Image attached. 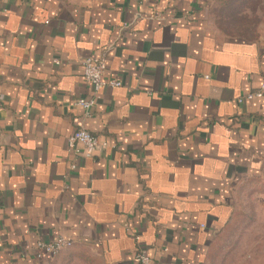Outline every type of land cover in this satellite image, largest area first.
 I'll return each instance as SVG.
<instances>
[{"label":"crops","instance_id":"crops-1","mask_svg":"<svg viewBox=\"0 0 264 264\" xmlns=\"http://www.w3.org/2000/svg\"><path fill=\"white\" fill-rule=\"evenodd\" d=\"M211 2L0 0V264H48L36 244L61 236L103 264H208L236 192L264 184V100L238 102L264 34L227 33ZM87 57L122 83L90 116ZM80 129L108 148L76 160Z\"/></svg>","mask_w":264,"mask_h":264},{"label":"rangeland","instance_id":"rangeland-1","mask_svg":"<svg viewBox=\"0 0 264 264\" xmlns=\"http://www.w3.org/2000/svg\"><path fill=\"white\" fill-rule=\"evenodd\" d=\"M214 23L229 34H264V0H212ZM232 221L216 240L208 264H264V184L251 181L236 192ZM48 264H103L90 250L73 248Z\"/></svg>","mask_w":264,"mask_h":264},{"label":"built area","instance_id":"built-area-1","mask_svg":"<svg viewBox=\"0 0 264 264\" xmlns=\"http://www.w3.org/2000/svg\"><path fill=\"white\" fill-rule=\"evenodd\" d=\"M83 67V75L86 81L92 87L94 96L89 99H80L77 106L83 108L90 116L96 105V95H98L106 87H121L120 80L105 79L106 63L104 59L96 57H87L81 61ZM264 100V82L260 88L252 93L246 94L238 99L239 103L244 101ZM3 104L0 99V117L3 111ZM108 148V143L103 141L99 136L90 133L85 129L75 131L68 138V151L76 159L95 158L99 153L104 152ZM72 171L78 170V163L75 161L70 166ZM74 242L65 237H58L54 241L47 242L40 240L36 244L34 258L37 262H45L54 260L66 250L73 247ZM135 264H152V257L147 250L141 249L135 256Z\"/></svg>","mask_w":264,"mask_h":264},{"label":"trees","instance_id":"trees-1","mask_svg":"<svg viewBox=\"0 0 264 264\" xmlns=\"http://www.w3.org/2000/svg\"><path fill=\"white\" fill-rule=\"evenodd\" d=\"M59 256H60V255H59ZM56 258H57V257H56ZM56 258H55V259H56ZM55 259H54V260H55Z\"/></svg>","mask_w":264,"mask_h":264}]
</instances>
